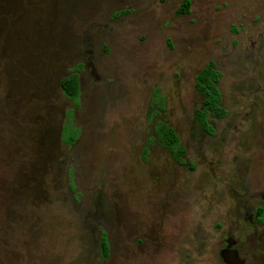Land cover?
<instances>
[{"label": "rangeland", "instance_id": "1", "mask_svg": "<svg viewBox=\"0 0 264 264\" xmlns=\"http://www.w3.org/2000/svg\"><path fill=\"white\" fill-rule=\"evenodd\" d=\"M181 2L0 0V264H216L244 231L264 195V0ZM211 61L226 114L209 135L194 78Z\"/></svg>", "mask_w": 264, "mask_h": 264}, {"label": "trees", "instance_id": "2", "mask_svg": "<svg viewBox=\"0 0 264 264\" xmlns=\"http://www.w3.org/2000/svg\"><path fill=\"white\" fill-rule=\"evenodd\" d=\"M188 11L189 1L184 0L178 13H187ZM218 75L219 73L214 70V64L211 62L198 72L194 78L195 88L203 99L200 109L196 111V121L204 129H210L207 124V118L209 115L220 118L226 114L225 109L220 105V92L215 84ZM59 88L66 99L76 102L79 96V81L77 75L73 73L61 78L59 81ZM68 124L69 123H67L66 126L64 125L61 127L60 140L66 145H72L76 139L77 130L71 127L74 130L72 129L69 131L67 127L70 124ZM154 132L160 146L163 149L168 150L175 160L178 162L182 161L184 149L178 145V137L175 131L166 124L159 122L155 127ZM145 153L146 152L144 151V154ZM11 185L12 184H10V186ZM10 186H8V188ZM137 242L140 243L141 240ZM99 251L102 259H107L110 256V244L104 233H101L100 236Z\"/></svg>", "mask_w": 264, "mask_h": 264}, {"label": "flooded vegetation", "instance_id": "3", "mask_svg": "<svg viewBox=\"0 0 264 264\" xmlns=\"http://www.w3.org/2000/svg\"><path fill=\"white\" fill-rule=\"evenodd\" d=\"M183 1L184 0H182V2ZM182 2L180 4L179 8L181 7ZM179 8H178V10H179ZM178 10H177V13H178ZM179 14H184V13H179ZM86 59H88V56H86ZM211 62L215 65V63L213 61H211ZM82 65L90 68V71L94 75V77L96 79H99L98 74H96L94 72L95 69L92 66V62L85 61L84 63H82ZM202 101H203V99L201 96V102H200V106L198 109H200ZM221 101H222V98H221ZM196 111L194 114L195 120H196ZM197 124H198V122H197ZM207 124L209 125L208 122H207ZM199 127L205 133H207L209 135L212 133V128L210 125H209L210 129H206V130L204 128H202L200 125H199ZM206 131H208L209 133ZM184 154H185V151H184ZM170 155L173 158L171 153H170ZM173 161L178 163V161L175 160L174 158H173ZM255 165L257 166L259 171L261 169H264V159L257 158V160L255 161ZM186 166H188V163H186ZM188 169L192 170L193 166L188 167ZM261 180L264 183V179H261ZM257 189H264V186L260 185L259 188H257ZM262 193L263 192H259L256 195L252 194L250 196L251 198H253V197L260 198L261 203L260 202L256 203L253 208L251 206L249 216L244 217L240 220L241 224L243 225L244 231H242V232L237 231V232H235L236 234L233 232V233H231L230 237L225 235L226 233L221 234V240L219 242V247L217 248V252L215 253V256L218 258V262H216V264H256V263H260L261 261H264V260H262V258L264 257V255H263L264 254V228H263L264 227V195ZM229 213H231V212H229ZM215 227L221 229L223 227V225L221 222H219V223L215 224ZM249 233L252 234V236H254V239L248 238ZM247 241H251L252 246H248L247 249L244 248V250H240L239 248H243L244 245L247 246L246 245V243H248ZM257 243H260V244L257 246V248H255V245ZM217 245H218V243H216V246ZM212 251L214 253L216 251V248L212 249Z\"/></svg>", "mask_w": 264, "mask_h": 264}]
</instances>
